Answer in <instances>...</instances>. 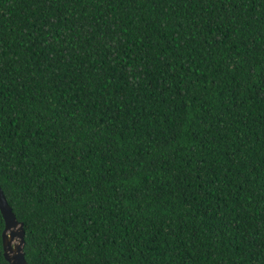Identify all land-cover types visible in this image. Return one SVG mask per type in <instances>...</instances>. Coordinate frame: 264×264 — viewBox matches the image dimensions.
<instances>
[{"label": "trees", "instance_id": "16d2710c", "mask_svg": "<svg viewBox=\"0 0 264 264\" xmlns=\"http://www.w3.org/2000/svg\"><path fill=\"white\" fill-rule=\"evenodd\" d=\"M0 188L27 264H264V0H0Z\"/></svg>", "mask_w": 264, "mask_h": 264}, {"label": "water", "instance_id": "95a60500", "mask_svg": "<svg viewBox=\"0 0 264 264\" xmlns=\"http://www.w3.org/2000/svg\"><path fill=\"white\" fill-rule=\"evenodd\" d=\"M0 213L4 221V229L1 235L4 259L9 264H27L23 252V225L15 219V216L9 207L1 188Z\"/></svg>", "mask_w": 264, "mask_h": 264}]
</instances>
